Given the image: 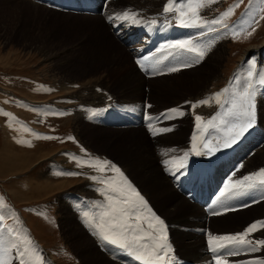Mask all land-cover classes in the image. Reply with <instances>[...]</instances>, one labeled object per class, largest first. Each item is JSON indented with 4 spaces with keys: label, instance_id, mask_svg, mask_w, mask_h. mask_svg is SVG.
Returning a JSON list of instances; mask_svg holds the SVG:
<instances>
[{
    "label": "rangeland",
    "instance_id": "obj_1",
    "mask_svg": "<svg viewBox=\"0 0 264 264\" xmlns=\"http://www.w3.org/2000/svg\"><path fill=\"white\" fill-rule=\"evenodd\" d=\"M181 1L173 0L172 7L176 10L170 13L164 12L170 0L164 4L158 2L156 8H160L161 13L144 17L141 14L147 12L157 0H0V259L9 264H19L20 259L25 264H102V257L100 260L96 256L99 252L108 257L105 258L109 259L108 263L120 258L125 264H141L152 260L162 250L166 263L171 261L168 249L156 248L154 253L148 252L142 260H136L126 251L108 245L100 235L97 236L100 230L94 224H100L107 217L96 219L98 214L94 208V195H112L109 191L111 186L102 182L109 181L104 174L111 166L125 170L126 174L121 177L115 171L118 177L114 174L110 180L116 183L131 181V187L146 201V206L138 211L143 223L139 233L149 232V237H160L157 230L148 228L151 213L160 215L171 227L170 237L177 243L175 248L189 252V248L179 241L173 227L180 220H185L182 215L184 211L190 212V209L186 207L181 212H174L172 201L188 200L184 193L191 195V190H180V197L167 200L161 185H166L167 189L173 188L171 179L159 171L163 180L156 174L143 176V172L152 170V167L146 164L138 170L137 162L148 163L147 151L160 145L151 141L154 136L173 135L177 129H182L184 132L178 138H173L170 145L185 146L189 142L191 145L196 127L204 131L211 129V133L205 142L198 143V140L195 143L191 163L186 168L184 164L177 163L185 169L179 166L174 173L169 168L164 170H168L165 171L167 174L170 171L176 174L180 170L183 173L178 179L195 165L206 170V174L203 172L201 175L202 185L200 182L199 189L210 197L202 204H199L200 201L194 203L200 206L198 211H204L208 219L205 232L209 236L206 235L207 253L213 264H217L220 256L226 259L241 256L238 244H233L230 250L225 249L221 247L222 239L219 238L231 234L238 224L249 225L257 220L263 222L264 219L259 217L264 218V210L227 216L217 219V222L211 219L238 211L234 199L237 202L243 200L241 205L246 206L242 209H246L259 200L253 199V203L248 204L252 195L259 193L264 198V185L259 183L264 178L251 176V172L241 168L243 161L256 148L264 147V111H259V122L258 118L255 119V126L227 149L222 145L230 132L221 123V119L226 118L224 114L231 107L234 95L242 92L249 82L256 85V102L264 99V88L259 85V79L264 75V72L259 74V69L264 67V0ZM190 3L193 6L191 9ZM181 12L185 13L183 17ZM125 13L135 22L132 19L124 20ZM112 14L115 15L112 17ZM181 19L205 24V28L179 26ZM213 19H219L222 23H206ZM211 27L219 29L208 32L207 29ZM226 31L228 37L224 49L219 50L220 56L207 52L210 47L204 50L205 44L212 45ZM198 35L203 37L201 43L195 40ZM182 40L193 41L187 47H195L211 57L205 60V55L198 58L187 50L169 46ZM173 66L177 68L174 72L169 70ZM238 68L240 71L236 74ZM138 71L144 81L131 77L132 73ZM249 72L252 73L251 77ZM204 94L213 97L216 103L223 101L214 112L203 113L205 109L200 110L201 114L197 115L204 120L199 121L200 125L193 126L188 106L192 104V98ZM259 102L258 106L261 104ZM220 107L223 114L219 121L214 122L213 118ZM201 108L200 100H196L194 111ZM172 109L177 111H169ZM155 111L161 115L155 116ZM152 112L154 118H151ZM165 113L168 118H165ZM127 115L135 118L131 120ZM125 116L131 121L127 119L124 123ZM164 128L171 130L161 131ZM153 130L156 131L155 135ZM169 138V135L163 138L165 146H168ZM216 138H223V143L216 142ZM206 143L214 144V147H207L212 150L211 154L202 159L194 155ZM134 145L138 152L145 149V156L137 160L136 156L130 155L129 148ZM261 157L257 155L253 163L260 162ZM97 161L110 162L105 172L101 173L91 166ZM165 161L168 159L159 157L154 164L162 167L166 165ZM67 172L80 175L61 174ZM92 176L97 179H91ZM155 177L159 179L156 186L152 184ZM246 177L251 179L246 180ZM248 184L257 185L248 193L242 187ZM98 186L99 189H96ZM232 192L241 195L234 197ZM86 212L87 217L84 215ZM214 212L219 214L214 215ZM243 216H248V220H239ZM187 228L185 230L190 233ZM212 231L215 233L210 235ZM171 238L168 239L169 243L172 242ZM140 243L143 244V241ZM160 244L169 245L167 241ZM253 246L258 248L260 245L253 243ZM214 247H218L217 252L212 251ZM222 248L225 252H221ZM19 251L24 252L23 257L18 256ZM120 252L126 253L127 257L119 256ZM219 252L229 256H222ZM228 252L236 253L230 255ZM190 256L193 258L191 260H195L191 252ZM243 256L249 258L253 255L248 252ZM180 257L179 261H184V256ZM256 260L259 261V258Z\"/></svg>",
    "mask_w": 264,
    "mask_h": 264
},
{
    "label": "bare ground",
    "instance_id": "obj_2",
    "mask_svg": "<svg viewBox=\"0 0 264 264\" xmlns=\"http://www.w3.org/2000/svg\"><path fill=\"white\" fill-rule=\"evenodd\" d=\"M97 1V0H96ZM179 1H181V0H179ZM206 1V0H205ZM158 2H162V4H164V3H166V2H169V0H157V2H155V4H153L150 8H149V10L147 11V12H143L141 15H145V16H151V15H158V13H161L159 10H160V8L158 9V8H156V5H157V3ZM182 2V1H181ZM179 3V2H178ZM186 6V5H185ZM205 6V5H204ZM198 7V6H197ZM112 8V7H111ZM187 8V7H186ZM185 8V9H186ZM146 11V10H145ZM193 12V11H192ZM141 13V12H140ZM113 15H115V14H112L111 16L113 17ZM140 15V16H141ZM144 16V17H145ZM188 16V15H187ZM152 17V16H151ZM88 18V17H87ZM139 19V18H138ZM146 19V18H145ZM150 19H152V18H150ZM141 20V19H140ZM148 20V19H147ZM80 21V20H79ZM122 21V20H121ZM142 21V20H141ZM145 21V20H144ZM209 21V20H208ZM140 22V21H139ZM172 23V22H171ZM207 23V22H206ZM104 26V25H103ZM125 27V26H124ZM212 28V27H211ZM215 29V28H214ZM216 29H219V27L218 28H216ZM215 29V30H216ZM209 32V31H208ZM125 33V32H124ZM203 33V32H202ZM205 33H207L206 31H205ZM228 31H226V33H224V35H222L216 42H214L215 43V46H214V43H212V45H210L209 46V44L208 45H206L205 44V49L204 50H208L209 49V47H210V50L209 51H207V52H210L211 53V55L212 56H220V53H219V50H223L224 49V44H225V40H226V38L228 37ZM215 34V33H214ZM213 34V35H214ZM210 35V34H209ZM212 35V34H211ZM216 35V34H215ZM113 37V36H112ZM216 37V36H215ZM125 38V37H124ZM149 38V37H148ZM116 39V38H115ZM147 39V38H146ZM128 40V39H127ZM157 40V39H156ZM195 40H196V42L197 43H201L202 41H204L203 40V37H202V35L201 36H197V37H195ZM118 41V40H117ZM154 41H155V39H154ZM106 42V41H105ZM109 42V41H108ZM112 42V41H111ZM143 42V41H142ZM192 43H193V41H191ZM204 43V42H203ZM220 43H221V47H219V45H220ZM144 48V47H143ZM206 54V53H205ZM211 56H210V54L208 53L207 55H205V60H208L209 58H210ZM123 61V60H122ZM126 61H123V63H125ZM126 64V63H125ZM120 66H121V64H120ZM126 66V65H125ZM174 67V66H173ZM240 67V66H239ZM238 71H240V68H238V70L236 71V74L238 73ZM174 72V71H173ZM263 72H264V67L262 66L261 67V70L259 69V74H263ZM167 73H169V72H167ZM131 77H133L135 80H137V81H139L140 79H142L143 81H144V78H143V76L139 73V71L136 73V74H134V73H132V76ZM234 78V77H233ZM236 78V77H235ZM255 79V78H254ZM134 80V81H135ZM254 81V80H253ZM130 83V82H129ZM196 83V82H195ZM130 84H132V83H130ZM233 84V83H232ZM138 85V84H137ZM189 85H191V84H189ZM133 86H136V85H133ZM254 86H256V85H254ZM223 94V93H222ZM207 96H208V93L206 94ZM205 94L204 95H201L200 97H197L196 99H193L192 98V104H190L189 106H188V109L190 110H188V113L191 115V117H192V123H193V126H196V125H200L201 123H199V121L198 120H196V117L197 116H200L201 117V115H197V113L198 114H201V111L200 110H202V109H205V112H203V113H207V112H212L213 110H215L218 106H220L221 105V103H222V101L223 100H221L220 102H215V100L213 99V97H207ZM206 98V99H205ZM212 99V100H211ZM225 99V98H224ZM259 99V98H258ZM196 100H198V102H199V100L200 101H204V100H207V101H209V103L208 104H202V108L201 109H199L198 111H194V105H195V103H196ZM226 100H227V97H226ZM257 100V99H256ZM102 102H103V100H101ZM261 102V104H260V106H258L257 105V102ZM259 101H257L256 102V119L258 118V122H259V120H260V114H259V111L260 110H263L264 111V99H260ZM189 103H191V100L189 99V101H188ZM259 102V103H260ZM142 106H144L143 104H141ZM229 105V104H228ZM198 106V105H197ZM223 106V105H222ZM122 109V108H121ZM124 109V108H123ZM122 109V110H123ZM126 109V108H125ZM128 109V108H127ZM134 109H136V108H134ZM209 109H211L210 111H208ZM225 109H226V107H225ZM118 110H119V108H118ZM156 112H158V111H155V114H156ZM164 112V111H163ZM214 112V111H213ZM120 113V112H119ZM118 113V114H119ZM153 113V112H152ZM167 113H168V110H167ZM131 114V113H130ZM151 114V113H150ZM157 114H160L161 115V113L159 112V113H157ZM157 114L155 115V116H157ZM222 114H223V109H222V107H220L219 109H218V111L215 113V117H216V119H214V122H217V121H219L220 120V118H221V116H222ZM102 115V114H101ZM116 116H117V114H115ZM122 115V114H121ZM133 115V114H132ZM131 115V116H132ZM204 115V114H203ZM212 115V114H211ZM258 115H259V117H258ZM103 116V115H102ZM101 116V117H102ZM114 116V115H113ZM123 116V115H122ZM128 116V115H127ZM130 116V117H131ZM137 116H139V115H137ZM152 116V115H151ZM208 116V115H207ZM100 117V118H101ZM107 117V116H106ZM120 117V116H119ZM129 117V116H128ZM129 117V118H130ZM148 117H150V116H148ZM204 117V116H203ZM88 118H90V119H92L91 118V116H89ZM124 118V117H123ZM125 118L126 119H124L123 121H124V123H126V121H127V119H129V118H127L126 116H125ZM133 118H135V117H131L130 119L132 120ZM151 118H154V113H153V117H151ZM156 118V117H155ZM202 118V117H201ZM225 118V117H224ZM227 118V117H226ZM105 119V118H104ZM129 119V120H130ZM139 119V118H138ZM146 119H147V117H146ZM146 119H144V120H146ZM228 119V118H227ZM116 120V119H115ZM130 120V121H131ZM148 120V119H147ZM153 120V119H152ZM151 120V121H152ZM204 119H202L201 121H203ZM264 120V117H263V119H262V121ZM134 121V120H133ZM132 121V122H133ZM155 121V120H154ZM136 122V121H135ZM148 122V121H147ZM149 122H150V120H149ZM138 123V122H137ZM213 123V122H212ZM127 124H130V123H127ZM157 125V124H156ZM161 125V124H160ZM128 127H130L131 125H127ZM159 126V125H158ZM181 126V125H180ZM179 126V127H180ZM192 126V127H193ZM255 126V125H254ZM256 126H258V123H256ZM212 127H214V124H212ZM156 128H157V126H156ZM180 128H182V127H180ZM197 128L198 127H196L195 128V133H194V135H193V137H192V139H191V141H192V144L191 145H189V143H187V145H185L184 146V144H182V145H170V142L172 141L173 142V138H176V136H177V138L179 137V135L181 134V133H183L184 131L182 130V129H180L179 131H178V129H177V132L175 131L174 132V134L173 135H170L169 133L167 134V136H159V135H156V136H154L152 139H151V141L152 142H154V143H160V145L159 144H157V145H159V146H157V145H155V147L152 149V150H148L147 151V154H146V159H147V161H148V163H142V161L141 160H139V162H137V169L138 170H141L142 169V166H144V165H146V164H149L150 165V167H152V170H148V171H144L143 172V176H151V175H153V174H156V176L157 177H159L160 179H162L163 180V178H162V176L160 175V174H158V172L157 171H159V172H163L164 173V175L167 177V178H170L171 179V184H172V187L173 188H171V189H167V188H165L166 187V185H161V188L163 189V190H165V198L167 199V200H173V199H175L176 197H180V195L182 194V192L180 191V190H182L183 192H186V190H191V194L192 195H189V196H186V193H184L185 194V197L187 198H189L188 200L190 201V202H188V200L186 199V200H181V199H176V200H173L172 201V204L174 205V207H173V210H174V212H181L182 210H184L186 207L187 208H189L190 209V212H186V211H184V214L182 215L183 217H184V221L183 220H180L178 223H177V225L176 226H174L173 228L175 229L174 231H176V235L178 236V238H179V241L180 242H182V244H183V246L185 247V248H189V252H186V251H184V250H181V249H177V248H175V246H176V244L177 243H175V241H174V238H171L170 237V232L172 231L170 228V225L165 221V220H163L161 217H160V215H156V214H152L151 213V215L148 217V220L150 221V223H152L153 225H154V227L152 228V229H155V230H157V233H160L161 235H165L166 237H167V239L166 240H163V241H161V240H159V237H157V236H155V235H153V236H150L149 237V232H140V234L141 235H143L144 236V239L142 240L143 241V244L144 245H146V248H147V252H151L152 251V247H154L155 245H157L158 243H163V242H165V241H167V243L170 245V247H171V251H169V256H170V258H171V261H169L168 263H166V261H165V258H164V255H163V251L162 250H159L157 253H156V255L154 256V258L152 259V260H150L149 262H150V264H213L212 263V261L213 260H211V256H210V254H208L207 253V245H206V240H208V238H207V234H205V232H206V228H207V223H208V219H206V215H205V213H204V211L203 212H199L198 210H199V208H200V206H198V205H195V203H194V201L195 202H199V198L201 199V198H206L208 195H207V192H201V188L199 189V187L202 185V179H200L201 178V173L202 172H204V174H206V170L205 169H203V168H199L197 165H195L194 167H193V169L192 170H190L189 172H187L185 175H184V177H182L181 179H178V177L183 173V172H181L180 170L176 173V174H171L173 171H175L176 169L178 170V168H180V167H182L181 165H183L184 164V167L186 168V166L187 165H189L190 163H191V153L194 151V147H195V143L199 140L200 142H198V143H203V142H205V140H206V138H207V135H210V133H211V129L210 130H208V131H204V130H201V129H199L198 128V130H197ZM201 128V127H200ZM203 128V127H202ZM263 129H264V127H262ZM148 130V129H147ZM155 130V129H154ZM153 130V132H154V134L153 135H155L156 134V131H154ZM144 131H146L145 130V128H144ZM149 131V130H148ZM263 134H264V131H263ZM168 135L171 137V138H169V142H168V146H165V144H164V141H165V139H163V138H165V137H167L168 138ZM192 136V135H191ZM225 136V135H224ZM229 136H230V133H229ZM217 137V136H216ZM163 141H162V140ZM215 139V138H214ZM129 140H131V138H129ZM167 140V139H166ZM176 140V139H175ZM225 140V139H224ZM246 140V139H245ZM214 141V140H213ZM216 142H218V143H223V138H219V139H217L216 138ZM210 143V142H209ZM248 143H250V142H248ZM252 143H254L253 141H252ZM208 144L206 143V144H204L203 145V148H202V150L201 151H199L200 152V155H196V152L194 153V155H196V156H198L199 158H203V156H205L206 154V149H210V148H207V147H214V144L213 145H208ZM218 145V144H217ZM217 145H215V146H217ZM222 145V144H221ZM256 145H257V143H256ZM236 146V145H235ZM160 147V148H159ZM248 147V146H247ZM197 148V147H196ZM230 148V147H229ZM234 148V147H233ZM233 148H232V150H233ZM214 149V148H213ZM217 150H218V148H216ZM222 149V148H221ZM225 149H227V148H225ZM258 149L259 150H257V148H256V150L253 152V153H251L250 155H249V153L247 154V155H249L244 161H243V165L241 166V168H244V169H246V170H248L247 172H251L250 173V175L251 176H253V174L255 173V174H257V175H255V176H259L258 174H259V172H260V170L261 169H264V147L263 148H259L258 147ZM229 150V149H228ZM145 149H142V150H140L139 152H138V148H137V146L136 145H134V146H130V148H129V154L130 155H132V156H136L135 158H137V160L140 158V157H142V156H145ZM223 151V150H222ZM237 151H238V149H237ZM230 152H232V151H230ZM240 152V151H239ZM215 153H216V151H215ZM225 152L223 151V154H224ZM171 154V155H170ZM226 154V153H225ZM227 155H228V153H227ZM257 155H261L262 157H261V159H260V162H258V163H253V161H254V159H255V157L257 156ZM222 156V155H221ZM220 156V157H221ZM161 158V157H163V158H166V159H168V161H167V163H165L166 165L165 166H160V167H158V166H155V164H154V161L155 160H157L158 158ZM169 157V158H168ZM195 158V157H194ZM217 158H219V156L218 157H216V159ZM201 159H198V160H200L201 161ZM209 158H207V159H203V161L205 160H208ZM212 159V158H211ZM215 159V158H214ZM224 159V158H223ZM225 159H228V157L227 158H225ZM225 159H224V161H225ZM233 159V158H232ZM169 160H172V162L171 161H169ZM221 160H222V158H221ZM162 162H163V160H161ZM181 163V165H177V163ZM211 162V161H210ZM230 161H228V164H230L229 163ZM256 162V161H255ZM198 163V162H197ZM221 163H222V161H221ZM224 163V162H223ZM226 163V162H225ZM176 164V165H175ZM211 164V163H210ZM213 164V163H212ZM219 165H221V164H219ZM226 165V164H225ZM255 165H257V166H255ZM180 166V167H179ZM222 166L224 167V165L222 164ZM226 166H228V165H226ZM230 166V165H229ZM228 166V167H229ZM64 167V166H63ZM112 167V166H111ZM111 167L110 168H106L107 169V174L105 175L104 174V176H105V178H108L109 179V181H112L113 183L111 184V185H109L108 183V185L109 186H111V187H113L114 186V184H115V186H116V184L117 185H120V186H122V187H127V185H129V183L131 182H128V181H126V182H124V180H121L122 182L120 183V182H114V180H110V179H113V175L115 174V171L114 170H112V171H110V169H111ZM213 167V166H212ZM165 168H169V169H171L172 170V172L170 173H166L165 171H168V170H164ZM183 168V167H182ZM185 168H183V169H185ZM216 167H214V169H215ZM231 168H232V166H231ZM212 169V168H211ZM227 169H229V168H227ZM229 170H231V169H229ZM212 171V170H211ZM215 171V170H214ZM217 171V170H216ZM120 172H122L123 173V176L126 174V171L125 170H121L120 169ZM210 172V171H209ZM213 172V171H212ZM223 172V171H222ZM174 173V172H173ZM207 173H208V171H207ZM217 173V172H216ZM221 174V173H220ZM116 175V174H115ZM232 175V174H231ZM218 176V175H217ZM116 177H118L117 175H116ZM122 177V176H121ZM120 177V178H121ZM157 177H155V179L153 180V182H152V184L153 185H157L158 183H159V179L157 178ZM209 177V176H208ZM220 178V180H221V176H219ZM172 178H173V180H172ZM223 178V177H222ZM262 178H264V177H262ZM107 179V180H108ZM125 179V178H124ZM106 180V179H105ZM126 180H127V178H126ZM217 180H218V177H217ZM219 180V181H220ZM224 180H227V179H224ZM173 181L175 182V183H173ZM206 181H207V179H206ZM255 181V180H254ZM259 181V180H258ZM200 182H201V185H200ZM216 182V181H215ZM229 182H231V181H229ZM237 182V181H236ZM106 183V182H105ZM104 183V184H105ZM259 183H260V181H259ZM90 184V183H89ZM92 184H93V182H92ZM207 184V183H206ZM257 185V184H256ZM108 186V187H109ZM204 186V185H203ZM210 186V185H209ZM218 186V185H217ZM260 186V185H259ZM106 187V186H105ZM133 187V186H132ZM215 187V186H214ZM219 187V186H218ZM217 187V188H218ZM242 188V187H241ZM96 189H99V186H98V188H96ZM101 189V188H100ZM105 189V188H104ZM204 189V188H203ZM209 189V188H208ZM107 190V189H106ZM105 190V191H106ZM195 190L196 191H198V192H201L202 193V195H199V198H197V196H195L194 195V192H195ZM210 190V189H209ZM217 190V189H216ZM110 191V190H109ZM237 191V190H236ZM239 192H240V190H238ZM99 192V191H98ZM101 192V191H100ZM103 192V191H102ZM231 192V191H230ZM247 192H248V190H247ZM246 192V193H247ZM252 192V191H251ZM131 194L130 192H127L126 194ZM181 193V194H180ZM233 193V192H232ZM234 193H236V192H234ZM233 193V194H234ZM242 193V192H241ZM249 193V192H248ZM253 193V192H252ZM103 194V193H102ZM228 193H226V195H227ZM254 194V193H253ZM241 195V194H240ZM245 195V194H244ZM95 200H94V208L95 209H97L96 210V214H98L97 215V218L96 219H100L101 218V216H102V213L103 212H105V211H107V210H109L108 209V206H109V204L111 203V201L108 199V197L110 196V195H97L96 193H95ZM233 196V195H232ZM210 197V196H209ZM214 197V196H213ZM228 197V196H227ZM234 197H236V196H234ZM222 198V197H221ZM238 198V197H237ZM218 200H220V199H218ZM236 199H234V202H236L237 203V201H235ZM238 200H239V198H238ZM201 201V200H200ZM215 201H216V199H215ZM231 201V200H230ZM239 201H241V200H239ZM243 201V200H242ZM148 202V201H147ZM190 203H193V204H190ZM233 203V202H232ZM148 204H149V202H148ZM194 205V206H193ZM264 198H261V199H259L257 202H255V205H253V206H251V207H248V208H246V209H242V210H239V209H237L238 211H235V212H233V213H228V212H226V213H228V214H226V216H224V215H222V216H224V217H222V216H220V217H214V218H212L211 219V221L213 220L214 222H217L216 220L217 219H223V218H225V217H227V216H229V217H234V216H237V215H240V214H245V213H247L248 211H251V210H253L254 212H257L256 210H258L259 209V212H261L260 211V209H263L264 210ZM244 207L246 206V205H243ZM149 207H150V205H149ZM199 207V208H198ZM234 207V206H233ZM233 207H231V208H233ZM237 207V206H236ZM235 209V208H234ZM136 214H140V213H138V212H136V213H133V216H135ZM159 217L160 219H162L164 222H165V226H164V228H165V230H164V232L163 233H161L160 231H159V228H160V226L158 225V223L156 222V220H155V217ZM264 216V215H263ZM246 218H247V220H248V216L246 217V216H243V217H241L239 220H241V221H246ZM260 219H264V218H261V217H259ZM107 219V218H106ZM143 219H145V216H143ZM257 219V218H256ZM210 220V219H209ZM233 220V219H232ZM258 222H261L260 220H257ZM93 222H94V220H93ZM131 223H139V225L140 226H143V223H142V220L140 219V221L139 222H137V221H135L134 219L132 220V221H130ZM264 222V221H263ZM244 223V222H243ZM92 224V223H91ZM245 224V223H244ZM97 225L98 224H94V226H95V228H97ZM188 225V226H187ZM249 225H252V224H249ZM249 225H243V226H241V225H239L238 224V226H235L234 228V230L231 232V234H229L228 236H225V237H237V236H239V235H237V234H241V233H244L245 231V229H246V227L247 226H249ZM93 226V225H92ZM189 227V228H187V227ZM187 228V230L190 232V233H187V231L185 230L186 228ZM98 229V228H97ZM213 229V228H212ZM216 230V229H215ZM214 230V231H215ZM217 230H219V229H217ZM226 231H227V229H225ZM98 231V230H97ZM244 231V232H243ZM192 232V233H191ZM153 233V232H152ZM172 233V232H171ZM210 233V235L212 234L213 235V233H215V232H209ZM97 234V236L98 235H100L99 234V231H98V233H96ZM174 235V234H173ZM207 235V236H206ZM215 235V234H214ZM224 236V235H223ZM222 236V237H223ZM171 238L170 240L172 241V242H168V239L169 238ZM173 237V236H172ZM209 237V236H208ZM211 237V236H210ZM149 238V239H148ZM245 238H248V240H245ZM220 239V238H219ZM219 239H218V241H219ZM100 240V239H99ZM244 240L247 242V241H252V245H253V243H255V244H257L256 243V241H258V240H264V226H261L259 223H257V229L256 230H254L253 232H251V233H248L247 235H245V237H244ZM215 242V241H214ZM217 242V241H216ZM227 242H229L228 240H225V239H222L221 240V246H223L225 249L227 248V249H231L232 248V246H233V243H230V244H227ZM208 244V243H207ZM217 244V243H216ZM216 244H215V247H216ZM235 244V243H234ZM212 245V244H211ZM217 245H219V243L217 244ZM238 246V245H237ZM236 246V247H237ZM242 246V248H243V251H241L240 253H242L241 254V256L240 257H231L230 259L228 258V259H224V260H222V261H218L217 260V264H244V263H246V262H249V263H247V264H264V257L262 256V253H263V250H264V245H260L259 247H258V251H257V253L256 252H252V251H249V250H247L246 249V247H248V245L247 244H245V245H241ZM209 247V246H208ZM214 247V248H215ZM229 247V248H228ZM211 249V248H210ZM209 249V250H210ZM217 249H218V247H217ZM223 249V248H222ZM222 249H221V252H225V249H223L224 251H222ZM238 249V248H237ZM173 250H177V251H173ZM181 251V252H179V251ZM228 250V251H229ZM235 250V249H234ZM231 251H233V249L231 250ZM230 251V252H231ZM237 251V250H236ZM178 252V253H177ZM190 252L192 253V256H194L195 257V260H191V259H193L191 256H190ZM234 252V251H233ZM239 252V251H238ZM248 252H252V255L253 256H251V257H247V258H244V254L246 253V254H248ZM121 254H119V256H124V257H127V254L126 253H124V252H120ZM122 253H124L123 255H122ZM211 253V252H210ZM220 253V252H219ZM229 253V252H228ZM236 253V252H235ZM253 253H256V254H253ZM176 254H178L179 256H181V257H183V260L185 261V263H181L179 260L180 259H178V255L176 256ZM223 254V253H222ZM221 253H220V255H222ZM230 254V253H229ZM239 253H237V255H238ZM212 255V254H211ZM226 255H227V253H226ZM226 255L225 254H223L222 256H225L226 257ZM231 255V254H230ZM233 255H235V254H233ZM240 255V254H239ZM96 256H99V257H97L98 259H100V257H102V259L103 260H101L102 261V264H112V262H113V264H125V261H122V260H120V258H119V260H115V259H111L112 260V262L111 263H108V260H106L105 258H108L104 253L103 254H101V253H99V252H97L96 253ZM227 256H229V255H227ZM247 256V255H246ZM157 257H159V258H157ZM180 257V258H181ZM216 257V256H215ZM221 257V256H220ZM112 258V257H111ZM218 258V257H217ZM257 258H259V261H257L256 259ZM123 260H124V258H122ZM97 260V259H96ZM110 260V261H111ZM215 260V259H214ZM247 260V261H246ZM135 262V261H134ZM188 262H191V263H188ZM98 263V262H97ZM141 264H144V263H141Z\"/></svg>",
    "mask_w": 264,
    "mask_h": 264
},
{
    "label": "snow or ice",
    "instance_id": "obj_3",
    "mask_svg": "<svg viewBox=\"0 0 264 264\" xmlns=\"http://www.w3.org/2000/svg\"><path fill=\"white\" fill-rule=\"evenodd\" d=\"M173 0H170L169 5L165 6L164 12L170 13L175 11L172 7ZM199 6V5H197ZM193 6L190 3L189 8L191 9ZM194 10V9H193ZM181 17L185 15V13H180ZM223 15H227V13H224ZM124 20L132 19L133 22H135L134 18H131L127 13L123 14ZM211 25H217L222 23L219 19H213L211 21L207 22ZM179 26L186 27V28H205V24H197L195 22H186L183 19H181ZM207 31L212 32L215 31L214 28H208ZM203 34V33H201ZM191 41L189 40H182L177 41L173 45H169L170 47L179 48L181 50H187L190 53H194L198 58H203L205 55L204 51H198L195 47H187L188 44H190ZM144 59H147V57H144ZM198 62V60L196 61ZM139 63V61H138ZM143 67V65H141ZM189 66V65H184ZM170 71H176L177 68L173 67L169 69ZM249 77L252 76V73H248ZM259 85L264 88V75H262L259 79ZM256 98H257V91L254 89V86L251 82L245 85L242 92H239L234 95L232 101H231V107L226 111L224 114L225 117H230L231 119H221V123L225 125V127L229 130L231 133L229 138L225 139L224 144L222 145L223 148H228L231 145L235 144L241 136L244 135V133L253 127L256 119ZM219 102V101H217ZM201 104H208L209 101L204 100L200 101ZM172 112L177 111L176 109L169 110ZM165 118H168L167 113H165ZM202 118L200 116L196 117V120H201ZM213 119H216L214 117ZM171 129L164 128L161 131L168 132ZM51 139V137H49ZM211 149L208 150L205 154H211ZM196 155H200V152L197 151ZM167 163V161H165ZM110 164L108 161H97L96 163L92 164L91 166L96 168L99 172L103 173L105 172L106 167ZM183 166V165H182ZM110 170H114L117 173H120L121 176H123V173L120 172L119 168H115L112 166ZM63 175H69V176H76L80 175V173L75 172H67V173H61ZM257 174H253L255 176ZM259 176L264 177V169H261ZM91 179L96 180L97 177L92 176ZM246 180L251 179V177H246ZM106 182L109 185H111L112 181H102ZM260 184L264 185V179L260 180ZM242 187L245 190H252L256 187L254 184H248V185H242ZM110 191L112 195L108 197V199L111 201V203L108 206L107 211L102 213V217H107V219H102L100 224L97 225L99 228V234L101 238L111 246H115L118 250L126 251L128 255L133 256L136 260H142V257L145 254H149L147 252L146 245L140 243L144 239V236L139 233L140 225L139 223H131L133 219L137 222L140 221L141 217L139 215L133 216V213L138 212L142 207L146 206V201L144 200L143 196L136 191L134 188L131 187V185H127V187H122L120 185H117L115 187H111ZM130 192L131 195H127L126 193ZM240 194V193H234V196ZM228 210V209H226ZM214 215H218L219 213L214 212ZM84 215L87 217L88 213H84ZM2 219V217H0ZM156 222L160 226L159 231L161 233L164 232L165 228V222L160 219L158 216L155 217ZM257 223H260L262 226H264V222H256L250 225L244 233L237 234L241 237V239L236 240L234 237H220V239L228 240L229 243H235L248 245L249 251L255 252L259 249L252 245V241H245L243 237L247 235L248 233L253 232L257 229ZM154 225L152 223L148 224V228L152 229ZM167 237L164 235H161L159 237V240L163 241L166 240ZM259 245H264V240H258L256 241ZM223 247V246H221ZM156 248L161 249H168L171 251L170 245L167 244H160L158 243L153 247L152 252H155ZM7 251V249L5 250ZM213 252H217L216 248H212ZM235 254V253H230ZM19 257L24 256L23 251L18 252ZM159 258V257H157ZM0 264H9L8 261L4 259H0ZM19 264H25L23 259H20ZM144 264H150L149 261H145Z\"/></svg>",
    "mask_w": 264,
    "mask_h": 264
}]
</instances>
